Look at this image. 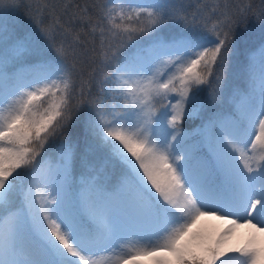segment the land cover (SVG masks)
Here are the masks:
<instances>
[{
    "label": "snow or ice",
    "instance_id": "snow-or-ice-1",
    "mask_svg": "<svg viewBox=\"0 0 264 264\" xmlns=\"http://www.w3.org/2000/svg\"><path fill=\"white\" fill-rule=\"evenodd\" d=\"M23 4L0 0V264H264V43L234 67L241 86L211 88L246 10L210 23L171 0H105L95 22L65 4V24L29 27ZM77 21L100 36L96 97L81 79L77 98L75 49L55 41L79 44Z\"/></svg>",
    "mask_w": 264,
    "mask_h": 264
},
{
    "label": "trees",
    "instance_id": "trees-1",
    "mask_svg": "<svg viewBox=\"0 0 264 264\" xmlns=\"http://www.w3.org/2000/svg\"><path fill=\"white\" fill-rule=\"evenodd\" d=\"M104 2L105 0H24L23 6L20 7L16 15L25 26L29 27L32 26L29 16H39L43 21V26L54 24L57 17H59L61 24H65L68 17L64 15L63 8L65 4H71L72 7L69 11L76 12L77 15H79L81 9L88 8L93 22H95L96 13L99 10L98 6ZM171 4L173 5L174 11L182 12L189 18L195 13L198 18H209L210 23L220 19L224 13L238 16L241 9L246 10L247 20L237 25L230 34L232 49L229 53L228 62L223 68H218L211 78V88L221 86L220 82L216 79L217 76L222 77L232 88L241 86L243 81L235 79L233 70L238 63L240 65H246L250 53L255 51L261 43H264L259 20L260 14L264 13V0H171ZM180 27L181 25L172 21L162 26L161 35H171L173 32L178 31ZM75 30L81 33V41L79 44H73L71 37H65L60 32L56 33L55 41L57 44L63 42L66 48L72 45L75 49L74 52L69 51L65 63L69 67L75 66V72L77 73V98H79L81 79L84 81L85 92L87 93L88 89L91 88L92 96L96 97L99 93V86L95 81L99 80L102 76L100 36L99 33L95 35L90 34L89 26H82L78 21L75 24ZM105 43L107 44V41ZM90 79L93 80V84L91 85L87 83ZM211 88L204 86V91L201 94L202 97L207 98ZM171 103H175V99H172ZM157 109L158 111L167 109L169 112L168 118H170L171 108L168 100H159ZM200 122L199 119L186 118L182 121V125L186 132H190ZM166 124L167 121L165 120ZM59 139L55 143L59 144ZM49 153H51V150H49ZM81 171L82 168L78 159L74 166V183L76 186L80 183ZM75 190V188L72 189V191ZM201 227L207 231L214 232L216 230H222L225 225H222L220 221L210 220L202 222Z\"/></svg>",
    "mask_w": 264,
    "mask_h": 264
},
{
    "label": "rangeland",
    "instance_id": "rangeland-1",
    "mask_svg": "<svg viewBox=\"0 0 264 264\" xmlns=\"http://www.w3.org/2000/svg\"><path fill=\"white\" fill-rule=\"evenodd\" d=\"M241 222H242V221H241ZM124 243H125L126 246H130V245L128 244V241H125ZM124 251H126V248L124 249Z\"/></svg>",
    "mask_w": 264,
    "mask_h": 264
}]
</instances>
